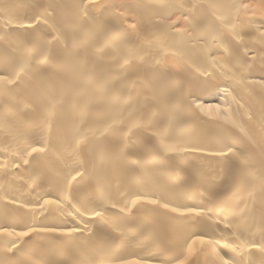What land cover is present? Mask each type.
I'll return each instance as SVG.
<instances>
[{"label": "bare ground", "instance_id": "6f19581e", "mask_svg": "<svg viewBox=\"0 0 264 264\" xmlns=\"http://www.w3.org/2000/svg\"><path fill=\"white\" fill-rule=\"evenodd\" d=\"M0 77V264H264V0H0Z\"/></svg>", "mask_w": 264, "mask_h": 264}, {"label": "snow or ice", "instance_id": "6c2138e0", "mask_svg": "<svg viewBox=\"0 0 264 264\" xmlns=\"http://www.w3.org/2000/svg\"><path fill=\"white\" fill-rule=\"evenodd\" d=\"M74 15H79V14L78 13H74ZM18 64L21 67V69L27 68V61L24 58L19 59L18 60ZM2 80H3V77H0V81H2ZM32 151L36 152L37 149H33ZM30 155H31V153H30ZM136 203H140V201H134V204H136ZM146 203L155 204V203H157V201L148 200V201H146ZM172 211H176V209H172ZM189 214L199 215V213H194L192 209H189L188 212H186V213H181V215H189ZM35 231H38V230L37 229H29L28 232H24V233H22V235L27 236V235H29L30 232H35ZM200 242L203 245L204 241L201 240ZM194 244H195V241H193L192 244L188 245V254L189 255H188L187 259L178 261L177 264H187V261L192 259V256L195 255L196 252H197V249H195L193 247ZM118 264H139V261H135V260H119ZM192 264H198V262L193 260Z\"/></svg>", "mask_w": 264, "mask_h": 264}]
</instances>
